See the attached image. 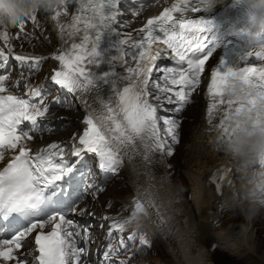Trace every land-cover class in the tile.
<instances>
[{
	"label": "snow or ice",
	"instance_id": "1",
	"mask_svg": "<svg viewBox=\"0 0 264 264\" xmlns=\"http://www.w3.org/2000/svg\"><path fill=\"white\" fill-rule=\"evenodd\" d=\"M75 2L76 14L72 15L71 22L67 25L61 23L59 17L62 12L67 14L66 5L72 3V0H56L51 9L54 13L52 20L57 23L61 40L65 44L70 42L67 50L62 49L53 54L52 58L59 62L60 70L55 72L52 80L61 89L76 94L86 107L90 106L88 94L95 93L100 84L110 85L112 94L108 100L94 94L93 99L100 108L93 109L95 115L90 113L84 118L86 127L79 136L80 147L74 146L71 153L77 160L71 163L59 144H49L33 153L24 143L32 140V135L28 130L21 129L20 125L27 121L34 132L38 127V117L49 112L47 106H42L39 88H33L28 98L0 95V160L8 152L14 153L7 165L0 169V225L13 219L30 221L27 227L18 231L11 239H0V264H9L11 261H15V264H27L26 258H20L19 253H14V249H20L24 238L34 230H39L35 235L36 251L39 254L34 257L32 264H77L84 250L77 247L73 239L77 233L70 230L73 222L65 217L62 209L70 207L72 202L80 198L81 181L75 179L77 173L83 171L78 166V163H83L80 158L87 153H94L100 169L115 172L122 159L121 149L124 150L123 155L130 159L133 155H142L145 164L156 153L172 155L171 148L166 146L161 137L160 121L164 125L163 132L171 137L173 143L177 141L178 121L158 115L160 106L149 100L152 95L150 76L153 63L160 54L159 44L172 50L173 59L180 66L162 69L164 75L161 79L165 83L161 85L153 81L152 87L158 93H172L167 98V103L175 104L176 112L189 102V95L204 71L205 61L214 54L215 38L207 35L209 21L202 16L199 19H188L182 14L178 19H173L171 15L175 11H203L201 7L189 9L188 0L180 7L174 4L171 9L165 8L159 16L149 19L141 29L142 35L135 40L130 35L126 39L120 38L121 33L114 26L118 16L117 5L121 0ZM205 2L206 0H200L201 4ZM32 19L35 20V16ZM20 24L22 26L23 22ZM106 32L115 34L118 40L115 55L109 58V70L98 75L92 68H98L101 63L97 46ZM157 32L162 35H156ZM76 37H79L78 43ZM0 38L7 41V32H0ZM254 38L257 41L256 47L242 58L246 66L212 69L211 81L207 85L210 100L207 105V123L210 128L217 126L227 131L233 114L254 107L258 100H264V63L258 66L249 63L252 56L264 61V21L261 22L259 31L254 33ZM153 45L157 46L156 50ZM125 46L134 51L126 52ZM124 56H131L136 63L134 67L126 68L128 75L120 76L114 70V62ZM9 59V55L0 49V69L6 71ZM14 59L21 64L31 61L33 70L40 62L20 55ZM184 64L187 65L186 68L183 67ZM229 78H237L243 83L246 96L244 101L225 97L224 86ZM6 79L5 74H0V94L9 91ZM118 81H127V85L118 89ZM169 85L181 87L179 91H173ZM37 97L41 98L40 103L33 102V98ZM155 98L159 99V95ZM217 118L218 125L215 123ZM224 178L221 173L214 182L215 186ZM61 181L65 182L64 185L58 183ZM87 188L93 189V185L88 184ZM65 195L67 201L63 199ZM144 210V205L137 203L133 215ZM38 217L40 218L36 219ZM126 223L128 221L113 223L110 229L123 230ZM49 225L51 231L45 233L44 229ZM104 255L107 257L109 252Z\"/></svg>",
	"mask_w": 264,
	"mask_h": 264
},
{
	"label": "bare ground",
	"instance_id": "2",
	"mask_svg": "<svg viewBox=\"0 0 264 264\" xmlns=\"http://www.w3.org/2000/svg\"><path fill=\"white\" fill-rule=\"evenodd\" d=\"M68 7L67 14H62L59 17V20L61 23L67 25L70 23L71 17L73 15L72 12H74L73 4L69 3L66 5ZM54 13L48 12V13H39L36 14L35 17L37 19L38 27L43 31L44 34H48L46 31H53L55 34L53 38H51V41L48 45L50 47L51 45H56L59 48L62 49H68L70 47V42L68 44H65L60 37V31L57 27L56 21L52 20V15ZM140 19H133L131 23L127 26H125V35L123 36V39H126L129 35L132 37V39H135V32L139 30L140 25L137 23ZM28 22V21H27ZM47 25H44V24ZM8 29L7 41L3 38H0V46H2L4 43L8 44L9 48H15V40L13 39L12 35L16 33L15 31L18 29L15 25H9L7 27H0V32H5ZM16 29V30H15ZM49 29V30H48ZM67 39V37H65ZM76 42L78 43L79 37H76ZM126 52H132L134 51L131 48H128L125 46ZM47 57V54L45 55ZM162 54L160 53L158 58H160ZM216 57V54L213 55V57ZM212 61V60H211ZM126 62V64L124 63ZM134 62V60L131 58V56H124L121 59L117 60L115 63L114 70L119 73L120 76H126L128 73L126 72V68L128 67H134L131 66L130 63ZM86 63V62H85ZM49 68V64L45 65V70ZM88 68H92V66H87ZM93 71H95L98 75L101 74L104 71L109 70V64L106 67H101L99 65L98 68H92ZM162 69H156L154 71L156 78L155 82L163 85L165 82L161 79V77L164 75ZM208 73V72H207ZM39 77L38 80H35V82H31L28 84V87L26 88L27 91L32 90L33 88H39L43 92L50 91L49 85L52 80V76H44L42 72L37 73L32 76H26L27 80H30L29 78ZM24 81V80H23ZM122 81H118L117 88L120 89ZM210 83L209 76L205 75L202 79V82L199 83L197 86V89H200V94L203 95L202 97H198V100L200 101V104L192 103L189 105L185 111L184 114L188 115L187 112L194 111L196 112V121L194 124L190 125L188 129H190V135L189 140L187 141L186 151L187 154L184 157L186 160H184L185 168L184 172L185 175L188 177L190 185H191V200L188 201V204H192L195 206V210L199 213V219L200 221L194 222L192 217L190 216L191 210H189V206L186 203V197L184 196V190L183 185L181 184L180 179L177 177H174L173 174L170 171V174H168L167 167L169 164L168 158L165 155V153H156L152 155L150 161L145 164L143 161L142 155H133L131 159L128 156L123 155V149H121V162L119 166L123 167L127 174L129 175L127 181L130 184V188L132 190V193L136 194V196L130 200L128 199L127 207L129 209H132L133 202L137 199L144 202L146 209L150 210L154 215H159L160 210L152 207L148 204L145 193L143 189L150 184L151 182H154L157 178H163L168 177L171 181L176 183L178 185L179 195L176 198L173 209H172V216L174 219L179 222L180 224H187L191 225V228L193 229L194 233V239L199 243L198 251L203 253L205 264H210L209 262V253H207V249L202 245L201 243V237L203 235L204 226H214L212 225L213 220L221 221L222 217H224L229 211V208H226L225 205L222 202V196L224 194V190L226 187H228L232 181L230 178V182L225 183L224 185H217L215 186L214 182L216 179H214L215 176V169L218 166V164H223L217 159L211 151L205 147L202 143L198 142L197 139L193 136V131L197 127H207L210 128V126L207 123V105L210 102V100L207 99L206 91H207V85ZM169 87L173 88L175 90L176 88L173 87V85H169ZM180 88V87H179ZM178 88V90H179ZM61 89V88H60ZM152 94H160L161 100L158 102V104H163L167 102V98L169 96H172V94L169 93H158V91L155 88H151ZM177 91V90H176ZM66 89H61V95H51L47 100L53 99V100H59V103L52 106L53 110L56 111L60 105V102L65 101V95ZM94 94H99L104 100H108L111 93L110 85L107 84H100L98 88L96 89L95 93H89L88 94V104L89 107H86L85 104L77 98V95L74 94L76 98V106L77 111L71 107L66 108H59V114L57 115H49L47 117H42V123L47 128L45 132H40L37 135V139L33 142H29L32 145L33 150H37L43 147H47L49 144L56 143L59 144L64 149V156H67L66 158L69 160V162L76 161L77 158L73 157L71 155L73 147H80L78 143V135L80 131L79 127V121L80 119L85 116L86 114H93L96 113L93 112V109H99L100 105L96 103L93 99ZM194 97V96H193ZM173 100H175V97H172ZM67 102V101H66ZM115 104V98H113V105ZM199 105L197 109H194L195 105ZM67 105V104H66ZM70 112L69 115L62 114V112ZM63 112V113H64ZM215 123L218 125L219 119L217 118ZM55 131L52 133V131ZM57 130V131H56ZM51 131V132H50ZM63 131V132H62ZM59 133V134H58ZM219 151V149H218ZM92 153H87L86 155H83L80 159L83 161V163H78V166H83L84 160L86 162V159L84 157L88 158V155H91ZM97 159L98 158L95 157ZM166 159V161L164 160ZM97 167L99 168V164H97ZM171 168V167H170ZM172 170V168H171ZM232 172V170L230 171ZM176 179V181L173 180ZM231 177V175H230ZM183 187V188H182ZM232 210V209H231ZM111 216H114L113 214H110ZM228 216V215H226ZM162 218V217H161ZM229 218V216H228ZM151 226V224H150ZM254 223H251V232L253 233V238L249 240L247 243L243 242L240 237L237 236V230H233L232 232L225 234V235H218L217 229L218 227H214V233L219 241V247L223 248L225 250H228L232 255L243 258L248 255V252L256 253V245L254 243V229H253ZM152 227V226H151ZM211 228V227H210ZM212 230V229H211ZM161 234L163 238V242L166 246V250L168 252V264H179V261L182 259L176 251L173 250V232L170 228L169 231H161Z\"/></svg>",
	"mask_w": 264,
	"mask_h": 264
},
{
	"label": "clouds",
	"instance_id": "3",
	"mask_svg": "<svg viewBox=\"0 0 264 264\" xmlns=\"http://www.w3.org/2000/svg\"><path fill=\"white\" fill-rule=\"evenodd\" d=\"M55 2L0 0V27L20 24L26 17L51 12ZM223 3L224 0H206L202 8L207 12ZM251 6L260 9L264 15V0H253ZM262 21L264 19L257 24V31ZM243 89L244 85L239 79L229 78L224 86V95L228 99L244 101L246 96ZM193 136L232 170V183L225 188L221 199L226 208L232 209L227 213L229 218L234 220L239 217L240 223L221 224L217 234L225 235L235 228L238 229L237 236L247 243L253 238L251 223L264 213V100H258L254 107L233 114L227 131L217 126L197 127ZM143 191L148 204L159 209L160 214L154 215L145 209L126 226L140 231L151 224L157 234L171 228L173 250L182 258L179 264H205L191 225L180 224L172 216L173 204L179 195L178 185L168 177L157 178Z\"/></svg>",
	"mask_w": 264,
	"mask_h": 264
},
{
	"label": "rangeland",
	"instance_id": "4",
	"mask_svg": "<svg viewBox=\"0 0 264 264\" xmlns=\"http://www.w3.org/2000/svg\"><path fill=\"white\" fill-rule=\"evenodd\" d=\"M44 25H47V24L45 23ZM49 31H46V32L51 33V35H52V32L51 31L49 32ZM31 36H32L33 42H30V41L25 39L26 40L25 44L27 46H30L31 44L34 43L38 46L39 50H41L43 38L39 37L37 33L35 35H31ZM196 96L200 97V94H198ZM196 103L200 104V101H198L197 98H196ZM198 106L199 105H195L194 109H197ZM70 112L71 111H69L67 113L70 114ZM187 114H188L187 115L188 120L186 122H184V125L182 128V140L178 144L176 152L170 158V164L172 165V167H171L172 170L170 168V164H168L167 171H168V174H170V171H171L174 177H176V178L178 177L180 179L181 184L184 187V188L183 187L182 188L185 189L184 190V194H185L184 196L186 197V203L189 206V210H191L190 216L191 217L193 216L192 219L194 220V222H196V221L198 222V221H200L199 213L197 212V210H195V206L193 205V203L188 204V201L189 202L192 201L191 200V191H190L191 185H190L188 177L185 175V172H184V168H185L184 160H186L184 157L187 154V151L185 149L187 146V141L190 138L189 137L190 129H188V131H187V128H189L190 125L195 123L197 114L194 111H190V113L188 111ZM164 160L166 161V159H164ZM123 175H125V173ZM123 175L119 178V180L117 182H114L112 184L107 195L110 194V195L114 196L115 198H119V199L125 198V196L128 194V186H127L128 184L126 182V180H127L126 175L124 177H123ZM127 177H129V175H127ZM173 180H174V178H173ZM174 181H176V179ZM228 211L230 212L231 208H229ZM226 215L224 217H222V219L220 221L221 224H229V223L239 224L240 223L239 217H236L234 220H231ZM213 222L216 223L215 221H213ZM253 223H254L253 229H254V235H255L254 243L256 245V249H255L256 253L248 252V255L243 257V258H238V257L230 254V252L228 250H225L223 248H218L216 246V244H211L212 241L215 240V237H216L215 233L213 232L214 227L219 228L221 226V224L218 226H204L203 227L204 230L202 229L203 235L201 237V243L207 249V253H209L210 264H264V213L259 215L253 221ZM233 230H237V229L234 228ZM155 246L158 249V254L151 256L150 260L154 261L157 264H168V259H166V258H168L169 255H168V252L166 251V248L159 241H156Z\"/></svg>",
	"mask_w": 264,
	"mask_h": 264
}]
</instances>
